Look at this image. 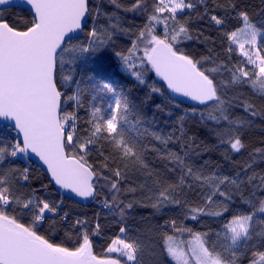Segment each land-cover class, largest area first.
Listing matches in <instances>:
<instances>
[{
  "label": "snow or ice",
  "instance_id": "6c2138e0",
  "mask_svg": "<svg viewBox=\"0 0 264 264\" xmlns=\"http://www.w3.org/2000/svg\"><path fill=\"white\" fill-rule=\"evenodd\" d=\"M109 2L117 8L122 7L118 0ZM197 2L204 3V0ZM12 3L13 0H0V6ZM145 4L146 0H133L132 5L124 10L147 12ZM19 5H27L32 14L26 28L18 29L0 17V121L7 122L3 129L15 133L11 139L7 135L0 136V165L7 157L30 159V154H34L46 165L51 181L82 198H94L102 178L105 181L103 186L108 187L111 193V202L105 200L104 206H115L123 217L125 208H131L132 203L120 207L123 203L119 200L120 183L129 178L130 164L146 167L139 140L129 135L139 120L133 123L129 119L131 107L128 96L114 83L100 81L97 89L111 93L114 103H110L106 110L94 106L91 119L86 121L89 126L84 129L78 128L79 118L74 112H65L62 108V102L67 100L75 101L77 107L81 104L80 82L74 80L73 71L66 73L65 67L74 70L78 62L87 63L90 54L105 48L112 34L96 26L99 9L90 8V0H19ZM195 7L193 0H154L153 11L132 41L128 53L117 52L116 56L121 61L122 70L130 73L140 84H145L146 74L154 71L172 93L204 105L208 112L205 116L201 111V119L223 125L217 131L220 143L229 145L232 152L240 153L245 144L239 133L250 128L256 118L264 117V112L256 110L255 105L244 99L242 94L229 97L227 90L246 85L264 99V47L258 43L264 36V21L253 22L250 13L238 9L234 0H228L226 5L217 3V7L224 8L226 14L235 13L234 18L240 21V26L234 30L222 31L228 42L226 51L233 52L235 45L246 61L240 64L221 62L217 67L201 70L198 65L212 57L193 60L178 47L183 40L192 38L186 23L178 19V14ZM89 17L93 26L87 31V42L73 44L75 34L85 31ZM209 19L223 30L226 17L212 14ZM161 24L163 35H158L156 26ZM141 50L143 56L136 57ZM134 58L138 59L139 68ZM221 71L229 73L228 80L218 81L212 75ZM70 82L76 83L77 91L65 100L62 88ZM150 89L154 93L162 92L155 84L150 85ZM235 109H242L244 116L233 117L231 110ZM191 111L196 115L198 110L193 108ZM183 119L180 117L181 121ZM153 135L165 145L171 140L170 136ZM101 140L105 143L96 147ZM109 148L111 152L105 155ZM94 151L103 157L99 161L100 169L108 170L110 175H103L89 163L88 157ZM254 152L264 159V149L257 148ZM166 158L182 169L186 167L183 159L175 153L169 152ZM257 158L253 154L251 162L245 163L235 177L215 173L205 175L187 167L180 178V185L188 176L202 188L207 187L209 191L203 194L206 205L217 203L214 200L217 195L224 198L219 202L220 211L206 213L205 207L191 208V219H197L199 214L222 216L226 213V202L232 199L231 194L221 188L226 184L237 190L243 185L250 188L245 202L251 210L232 215L216 234L217 242L212 243H209L207 233H192L191 229L179 228L176 221H171L175 231H188L193 237L185 247L183 241L165 235V251L176 264H236L238 252L249 247L254 233L264 237V228L258 233L255 229L256 223L264 225V219H257L264 216V174L255 171L249 174ZM16 171L10 168L0 172V264H144L143 246L136 241L119 236L111 240L106 252L119 253L124 258L121 260L110 255L97 256L87 231L80 233L72 247L57 243L51 236L41 233L40 227L48 222L49 214L57 213L58 205L36 196L35 190L30 195L17 194L14 187ZM27 173L28 168H24L22 176L25 181L28 180ZM153 183L156 190L149 189V192L150 198L156 200L154 207L180 203L175 199L177 186H161L158 178ZM135 190L127 188V191ZM66 217L67 213L61 219L66 221ZM25 218L27 222H24ZM83 223L76 221L77 225ZM54 227L51 225L49 231ZM96 229L98 232V224ZM119 231L125 233V228L121 227ZM252 247L254 249V245ZM249 264H264V251L252 250Z\"/></svg>",
  "mask_w": 264,
  "mask_h": 264
},
{
  "label": "trees",
  "instance_id": "16d2710c",
  "mask_svg": "<svg viewBox=\"0 0 264 264\" xmlns=\"http://www.w3.org/2000/svg\"><path fill=\"white\" fill-rule=\"evenodd\" d=\"M193 2L196 3L194 9H185L183 13L178 14V19L181 23H186L189 35L192 37L183 40L178 45L183 53L193 60L212 57L211 60L198 65L201 70L217 67L221 62L230 64L245 62L246 58L234 45L233 52L226 51L228 42L222 35V31H232L240 26V21L234 18L235 13L228 15L224 8L217 7V3L226 5L228 0H204V3L193 0ZM234 2L238 9L250 13L253 22L264 21V0H234ZM118 3L122 7L117 8L109 0H90V8L99 9L96 26L108 30L112 34V38L100 52L94 55L90 54L87 63L78 62L74 70L69 66L65 67V72L73 71L74 80L80 82L81 104L77 107L75 101L67 100L68 96L77 91L76 83L70 82L62 88L64 99L67 100L66 103L62 102V108L65 112H74L79 118L77 120L78 128L84 129L89 126L86 121L91 119L93 107L99 106L102 110H106L111 99V93L97 89L96 85L100 81L114 83L128 96L131 107L129 119L133 123L139 120V124L135 129L129 131V135L139 140L143 163L146 165V167H140L138 164H130L129 178L120 183L119 200L123 201L120 207L123 208L130 202L132 207L125 208L123 217L119 215V210L115 206L105 207V200L111 202V193L108 191V187L103 186L105 181L102 178L97 185V194L92 201L85 205L74 203L56 193L47 175L23 156H18L16 159L7 157L3 165H0V172L10 168L17 169L14 174V187L17 194L30 195L35 190L36 196L58 205L57 213L49 214L48 222L40 227V232L51 236L55 242L72 247L80 233L87 231L93 252L97 256L110 255L123 260L124 258L118 254L106 252L111 240L119 236L128 241H136L143 246L144 264H174L165 251V235H172L183 242L192 238V235L188 231H175L171 226V221H176L179 228L191 229L192 233H207L208 241L212 243L217 242L216 234L222 230L223 223L232 215L247 213L251 210L249 204L245 202L249 198L250 188L243 185L240 190H237L234 186L226 184L221 188L232 196L231 201L226 202L228 211L222 216L199 214L197 219L193 220L189 211L191 208L205 207L206 213L220 211L219 202L224 198L217 195L214 197L217 203L206 205L203 194L209 189L202 188L198 182L188 176H185V183L180 185L181 176L186 173L187 167H191L194 171L202 172L205 175L215 173L220 176L235 177L245 163L251 162L253 154L258 158L249 174L251 171L264 174V159H260L259 154L254 152L257 148L264 149V117L256 118L250 128H245L239 133L245 147L240 153H235L231 151L229 145L220 143L217 131L223 125L218 126L211 120L201 119L199 113L203 111L207 116L208 112L204 105L198 104L189 107L179 103L170 95L153 71L146 74L145 84H140L130 73L124 72L116 53L120 52L125 55L128 53L132 41L144 27L148 15L153 11L154 0H146L147 12L125 11L124 8L130 7L133 0H118ZM206 8L207 15H205ZM212 14L226 17L223 30L210 22L209 17ZM165 15L167 14L165 13ZM0 17L11 26L21 30L26 28L32 19V15L28 11L20 8L3 9L0 11ZM169 24L171 25V21ZM112 25H117V27H112ZM92 26V18L89 17L82 37L73 40V44L87 42V31ZM156 34L163 35L162 24L156 26ZM258 43L264 47V37ZM140 56H143L142 50L136 53V57ZM134 60L139 68L138 59L134 58ZM247 67L251 68V65H247ZM212 75L218 81L229 79V73L226 71ZM152 84L160 87L162 92H151L150 85ZM241 94L244 99L255 105L256 110L264 112V99L255 95L249 86H236L227 90L229 97ZM193 108L198 110L196 115H192ZM231 115L242 117L244 113L242 109H235L231 110ZM180 117H184V119L181 121ZM14 134V132L9 133L0 127V136L7 135L11 139ZM153 134L162 138L170 136L171 140L165 145ZM103 143L105 142L101 140L96 147ZM110 152L109 148L105 151V155ZM169 152L180 156L186 167L182 169L171 159L166 158ZM102 159L103 157L98 156L95 151L88 157L89 163L102 171L103 175H110L108 170L100 169L99 161ZM24 168H28V180L26 181L22 176ZM156 178L161 181V186L169 184L177 186L175 199L180 201L179 204L169 203L153 206L156 204V200L154 197L150 198L149 189L156 190L157 186L153 183ZM127 188L136 190L134 192L127 191ZM65 213H67L66 221L61 219ZM257 219H264V216ZM77 220L85 223L77 225ZM24 222H27V218ZM53 224L55 227L49 231ZM97 224L99 225L98 232ZM121 227L125 228V233H120ZM262 228L264 225L255 224L257 233ZM252 250L264 251V237L254 233L249 247L241 248L238 252L236 264H249Z\"/></svg>",
  "mask_w": 264,
  "mask_h": 264
},
{
  "label": "water",
  "instance_id": "95a60500",
  "mask_svg": "<svg viewBox=\"0 0 264 264\" xmlns=\"http://www.w3.org/2000/svg\"><path fill=\"white\" fill-rule=\"evenodd\" d=\"M9 8H20V9H24L26 11H28L30 14H31V11L29 9V7L27 5H19V0H13V3L11 5H4V6H0V11L3 10V9H9ZM32 15V14H31ZM89 20V18H88ZM76 39L79 37H82L83 35V32H77L76 34ZM75 40V39H74ZM154 72V71H153ZM155 74V73H154ZM159 79V81H161L165 87H166V83L163 82L159 77H157ZM167 89V87H166ZM170 93V95L176 100L178 101L179 103H182L186 106H189V107H193L195 105H198L197 102H194V101H191L189 98H186V97H183L179 94H174L171 92V90L167 89ZM4 123H7V122H4V121H0V126L3 127V124ZM15 135V134H14ZM28 161H30L31 163H33L34 165H36L38 168H40L44 173L45 175H47L48 179H49V182L53 185L54 187V190L56 191V193H58L59 195L63 196V197H66L68 199H70L71 201H73L74 203H78V204H81V205H85V203L87 202H90L92 201L94 198L93 197H89V198H82V197H78L76 196L74 193H71L69 190H66V189H62L60 188L58 185L55 184L54 181H51L50 180V175L47 173V170H46V165L43 164L42 161L39 160L38 157H36L34 154H30V159L26 158Z\"/></svg>",
  "mask_w": 264,
  "mask_h": 264
},
{
  "label": "rangeland",
  "instance_id": "374dc122",
  "mask_svg": "<svg viewBox=\"0 0 264 264\" xmlns=\"http://www.w3.org/2000/svg\"><path fill=\"white\" fill-rule=\"evenodd\" d=\"M264 36H261L260 38H259V40L260 39H262ZM258 40V41H259ZM235 46V45H234ZM236 47V46H235ZM237 48V47H236ZM238 49V48H237ZM239 51V50H238ZM246 58V57H245ZM110 103H114V97H113V95L111 96V99H110V101L108 102V105L110 104ZM107 105V106H108ZM193 238V237H192ZM192 238H190L189 240H187L186 242H184V246L186 247L187 246V242L188 241H191L192 240ZM176 239V241H181V239H179V238H175ZM115 254H118L119 255V253H115ZM170 258V257H169ZM170 260H171V262H173L174 264H176V262L174 261V260H172L171 258H170Z\"/></svg>",
  "mask_w": 264,
  "mask_h": 264
},
{
  "label": "built area",
  "instance_id": "2783aa9c",
  "mask_svg": "<svg viewBox=\"0 0 264 264\" xmlns=\"http://www.w3.org/2000/svg\"><path fill=\"white\" fill-rule=\"evenodd\" d=\"M17 157L13 158V159H16Z\"/></svg>",
  "mask_w": 264,
  "mask_h": 264
}]
</instances>
